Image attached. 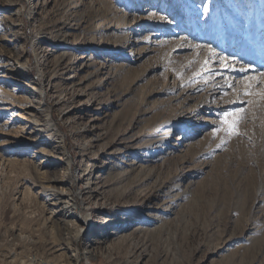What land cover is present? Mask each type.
Wrapping results in <instances>:
<instances>
[{
	"label": "rangeland",
	"instance_id": "1",
	"mask_svg": "<svg viewBox=\"0 0 264 264\" xmlns=\"http://www.w3.org/2000/svg\"><path fill=\"white\" fill-rule=\"evenodd\" d=\"M44 1L40 10L29 0H0V262L9 264L5 256L14 251L22 264H44L38 260L48 259L46 250L67 241L74 264H129L135 249L150 253L148 264H264V0ZM67 21L80 27L59 36L57 56L46 58ZM65 39L92 55L94 69L107 66L82 87L101 108L91 131V116H65L56 104L73 102L77 90L61 79L70 65L64 53L72 52ZM54 77L58 85L48 86ZM31 85L48 88L41 105L59 131L74 178L93 157L105 160L122 137L138 147L125 157L137 168L126 175L129 166L120 163L121 173L99 200L83 196L75 181L77 215L89 214L95 224L74 242L63 218L51 224L44 210L43 204L52 206L41 187L66 162L56 157L43 173L36 169L38 150L60 151L41 142L50 138L45 134L28 139L33 108L26 112L23 98L36 100L26 92ZM236 117L242 118L231 131ZM172 196L175 212L164 225L88 259L97 204L119 209ZM112 227L121 226L106 230ZM20 233L25 242L14 236ZM69 262L65 256L59 264Z\"/></svg>",
	"mask_w": 264,
	"mask_h": 264
},
{
	"label": "bare ground",
	"instance_id": "2",
	"mask_svg": "<svg viewBox=\"0 0 264 264\" xmlns=\"http://www.w3.org/2000/svg\"><path fill=\"white\" fill-rule=\"evenodd\" d=\"M51 1L53 2L54 0L47 1L48 5L52 3ZM29 3L33 4L34 9H42V7L40 6V0H29ZM47 3L45 2L43 4L47 5ZM79 27L80 25L78 23L69 21L60 24L57 28L56 34L52 36L54 38V41H52L53 46H50V48H48L47 52L45 53V57L48 59H55V57L57 56L56 49L59 45V40H57L59 39V36L61 37L63 36V33L78 29ZM46 35L47 33L44 32L40 38L46 39ZM69 35H71V33H69ZM65 41L66 43L68 42L65 46L72 49V52H70L72 54L68 52L64 53L66 57L69 56L70 65L69 68H67L63 72V76H61V79L63 81L65 80L71 88L74 87L78 91L76 90V95L75 97H73V102L65 98L61 99L56 104H58L59 106H63L62 113L65 116L75 111L80 113L79 115H81V118L91 116L87 121V131H91L92 129L96 128L97 124L99 123L98 120L102 118L99 113V110L101 108L96 100L89 97L86 92L82 90V87L83 84L88 80L97 78L103 71V68H106L107 66L103 65L102 68L99 67V69H94V61L92 55L88 53L87 50H85L83 47H80L81 45L70 43L69 41H67V39H65ZM134 42L135 40L130 41L129 43L127 42V44H125L123 47L124 50L127 52H131ZM92 68L94 69V71H92ZM13 70H16V68L13 67ZM68 72H70V75L66 77V74ZM83 72L86 73L85 76H82L84 77V79L78 80V77ZM92 81L90 82L92 83ZM20 82V84L23 85L27 84L22 81ZM54 85H58L55 77L48 86L53 87ZM31 86V89H29V91L27 89L26 92L36 97V100H30L29 98H26V96H24L23 98V100L28 101L29 103L28 106V103L26 102L27 105L25 104V111L27 112L28 109L33 108V110H29V112H27V129L29 130V133H31V135H33L34 137H29L28 139H35L34 141H36L42 136V134H45L50 138L40 139L41 142H46V144L49 146L52 144V148L55 151H60V155L55 156L53 152L49 151L45 147L38 150L37 153L38 155L42 156V159L39 163H36V169L39 172L43 173V170H45L50 164L54 163L56 157L59 158V160L66 162L59 176L50 178V180H48V182L41 187V194L46 199L51 201L52 206L50 208V206L43 204L44 210L47 213L48 220L51 221V224L63 218L65 224L64 227L73 231L72 241L74 242L83 234L86 229H90L95 224L93 217L89 214L83 216L82 218L77 215V212L75 210V208L77 207V203L74 202V198L80 193L73 190V184L75 183V181L81 182L82 188L84 190V194H82L83 196L99 200L106 189V183L114 181L115 176L121 173L119 171V168L121 167L120 163L124 164V168L129 166L125 170L126 175L128 172H131V170L137 168L136 161L128 163L125 160V157L128 156L126 155L127 153L131 151L135 152V150H138V147L135 145L134 138L130 136L122 137V143L118 147L113 146L110 148L109 152H106L104 154L106 158L105 160L99 156H96V158L93 157L91 159L93 160V162L80 170L77 178H74L69 172L70 164L68 158H66V153L62 146V140H59V131L53 127L52 118L49 116V114L44 115L45 109L43 108V105H41L43 96H45V94L48 95L49 93L48 88L43 89L38 85ZM39 110H41L42 112H40ZM83 157L87 159V154H83ZM121 158H123L122 161ZM116 159L119 161V165L116 164ZM105 169H108V171L105 175H103L102 172ZM43 196L42 198H44ZM163 197L159 200L155 198L145 201H138L133 205L125 206L119 209L109 207L111 210H109L106 205L98 206L97 204L96 210L99 219L97 228L98 231L95 232L94 237L89 241V243L91 244V250H88V259L89 257H92L94 251H104L106 249H111L110 246L112 244H127V241L130 239V237L138 234L150 233L151 231L161 227L162 224L164 225L165 216L174 214L175 212L174 201H176L177 196H172V198L170 199ZM111 225H119L121 227H112L109 230H106V228ZM44 226L46 227L47 225L44 224ZM14 236L22 242H25L28 238V236H26L24 233H20L18 236ZM52 243H54V241H52ZM71 245L72 243L67 241H63L58 244H52L49 249L46 250L48 259L38 261L44 264H59L60 260H62L66 256V259H69L70 261L69 264H74L76 255L68 254V252L72 250ZM138 250L139 249H135L132 252V256L134 257V259L132 261L128 260L127 263L148 264V262L150 261V253L147 250ZM5 258L8 260L9 264H22L21 261L19 262L17 253L14 251H11L10 254H6ZM0 264L2 263L0 262Z\"/></svg>",
	"mask_w": 264,
	"mask_h": 264
},
{
	"label": "snow or ice",
	"instance_id": "3",
	"mask_svg": "<svg viewBox=\"0 0 264 264\" xmlns=\"http://www.w3.org/2000/svg\"><path fill=\"white\" fill-rule=\"evenodd\" d=\"M210 51H212V50L210 49ZM245 94L248 95V94H250V93H247V92H246ZM229 115H232V114L225 113V117H228ZM240 118H242V117H236L235 119H233V120L231 121V124H230V130H231V131H235L236 125H237L238 120H239ZM225 123H229V121L226 119V120H225Z\"/></svg>",
	"mask_w": 264,
	"mask_h": 264
}]
</instances>
